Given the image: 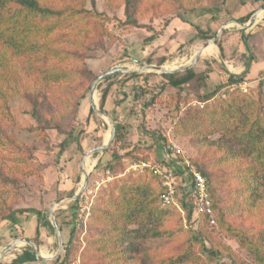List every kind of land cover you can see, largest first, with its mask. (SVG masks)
Returning a JSON list of instances; mask_svg holds the SVG:
<instances>
[{
  "label": "rangeland",
  "instance_id": "obj_1",
  "mask_svg": "<svg viewBox=\"0 0 264 264\" xmlns=\"http://www.w3.org/2000/svg\"><path fill=\"white\" fill-rule=\"evenodd\" d=\"M173 1L139 0L135 11L129 15L130 9L127 8L124 0H78L76 15L73 16L69 24L65 25V29L55 31L53 35L45 36L43 29L40 28L35 34L36 38L45 41L46 46L49 45L50 49L55 51L56 46L65 45L67 52V57L63 56V62H60L58 57L55 60L50 58L47 63H43L40 68L48 70V72L40 74L39 77L32 78V75L38 73L36 63H40L39 60L42 54L38 52L42 46L38 41L35 42V35L28 42L30 45L28 49L16 47L17 54L12 46L6 42V37L0 36L2 55L18 57L23 61L24 68L30 67L31 72L30 79H24L22 83L18 84V92L10 94V100L8 101L10 119L6 118L4 125L0 126V134L6 137V139L0 137V168L3 175L10 178L8 184H5V186L0 185V223L7 216L14 217V221L11 222L13 219H8L5 228L0 229V256L2 255L0 264H10L24 249L30 250L29 247L34 252V246L25 243L22 239L32 242L38 240L40 242L39 245L35 243L39 250V260L37 259L35 264H60L63 259V244L68 239L69 227L66 224L67 222L74 223L76 227L72 241L74 253L69 264H81L80 254L89 233L96 198L107 194L112 183L120 178L126 176L140 177V183L143 182V185H146L152 176L150 173H138L131 170L130 166L136 164L137 161L129 157L123 158L114 171L108 169L103 172L101 170L93 171V166L98 163L99 159L102 160L103 164L108 160L107 156L102 153L104 150L99 151L98 148L105 142L106 135H110V120L112 121V119L107 113L106 115L110 120L96 112V110L100 111L101 93L108 84H115L113 89L115 88L116 91L112 92V100L115 103L122 102L125 94H128L129 89L135 82L130 81L124 85L122 83L124 81L123 76L136 71H138L136 74L140 75L149 74L151 73L149 65L163 67L174 63L175 69H183L191 65L196 52L210 42L213 46L212 53L209 55L199 54L200 59L193 67L196 74H204L206 71L209 79H204L203 85L202 82L198 83L193 80L182 87L187 96L186 104L201 107L203 103L195 101L198 93L211 92L215 87L225 85L228 83L229 72L236 75L241 63L247 62L249 53L243 48L240 37V32H243L247 37L252 54L256 55V61L260 66H257L259 67V73L254 74L251 78L246 75L247 82H243L236 87L243 95L248 97L245 100V104L248 105V115L250 116L255 112L252 104L253 99H255L253 89L261 84V92H264V8L259 9L261 2H255L254 0H182L183 6L195 9L203 8L202 14L193 21V25L202 29L210 37V39L203 41L195 37L193 26L183 24L175 18L177 14L184 13V8L179 3H173ZM251 12L253 14L250 18L253 15L258 16L259 12L263 14L256 17L255 24L251 28L243 31L239 24L246 25L249 20L245 23H238L236 20ZM131 16L136 17L139 27L133 25ZM185 17L187 16L185 15ZM164 24L167 27L164 35L152 44H145L148 34L145 27H155L159 30ZM221 27H224V30L213 41L212 39ZM23 36H25V33ZM53 38L54 41H52ZM218 42L223 47V54L219 52ZM140 47H143L141 58H136L132 54L125 56V51L130 54L133 49L137 50ZM0 57L2 56L0 55ZM149 61L151 63H148ZM206 62L210 65L209 70H205ZM159 63L162 64L159 65ZM83 68H88L98 79L92 91L91 102L88 96L90 87L96 79L87 88L84 78H80L79 74H74L77 69L82 70ZM112 69L122 70L106 76L113 75L109 81H104V78L100 79V76ZM124 71L129 73H124ZM42 78L44 79L42 80ZM154 80L156 79L151 78L147 83L159 86V82ZM138 83L144 86L141 78L138 79ZM33 86L37 91L40 87V93L45 98L43 108L40 109L43 113L42 116L52 118V123L59 120L63 132L58 133L54 128L44 129L42 122L35 121L32 118L28 102L21 94L27 88ZM151 87H148L149 94H151ZM251 88L252 91L249 90ZM232 90L233 87L227 86L221 93L225 94L226 91ZM149 94H147L146 99L150 98ZM94 96L96 97L95 102ZM164 100L165 97H160V101ZM124 104L121 105V108ZM108 107L110 109V105ZM180 107L182 108L183 105H180ZM91 108L92 112H90ZM128 109H132L133 115L130 117L127 109L126 111L123 110L122 113L120 107L116 109L118 111L117 122L127 123L125 125L128 128L126 141L130 148L127 151L136 153L138 145L147 148L153 147L152 150L148 149L149 151L145 152L147 161L167 168L172 171L173 176L176 175L173 180V202L170 205L159 204V202L156 204L159 210L164 213L165 219L171 220L170 218H172L174 224H163L161 229L164 230H160V232L154 229L153 223L161 222L156 217H153L151 221L143 222L141 225L138 223L132 225L131 230L140 225L139 235L137 239L129 238L128 241L127 236L122 247L136 248L132 254L126 252L129 259L128 263H132L137 258H144L145 264H167L168 257L175 258V255L182 251L183 232L185 229L194 228L191 222L200 213L199 207L194 204L195 198L191 195L190 199L193 203L194 212L191 222L188 224L184 211L178 202L182 200L181 192L178 191L177 196L174 198L175 189L181 187L187 192L190 184L187 179L189 173L178 159L196 158L198 149L204 153L206 144L194 143L189 138L174 133V122L171 117H167L165 110L156 107L153 110L145 111L143 115L138 106H133V108L128 106ZM179 113L181 116L182 112ZM1 115L3 113L0 108ZM143 122L148 127L152 124L163 127V133L168 142L163 144L157 134H147L142 130ZM70 129L73 132L68 138L66 133L71 131ZM96 137H101L100 145L97 144ZM64 139H67V142L61 147V142ZM209 139L213 140L215 137ZM143 142H145V145L142 144ZM172 145L180 148L183 154L177 156L169 152ZM127 151H124L122 155H125ZM137 156L140 157L141 154L138 153ZM188 161L186 165L190 166ZM190 171L195 170L192 168ZM106 172L109 173L107 181ZM83 173H89L87 184L78 198L77 209L75 210L76 216L71 219L73 201L64 199L58 202V200L68 197L67 192L70 190H73L74 193L78 191ZM102 179L104 182L95 184L97 180ZM262 198L263 196L259 197V200ZM52 205H54L52 211L56 226L58 227L61 224L62 227L60 232L62 247L60 250L57 232L50 215ZM259 205L263 208V201ZM31 209L40 211L44 221L30 212ZM249 211L248 207L243 210H231L230 223L240 233L236 239H222L223 244L229 250L228 256H223L218 264H258L249 250L242 247L245 241L242 240L240 230H244L245 235L252 237L250 231L253 234L261 231L264 228V221L263 217H260L257 222L258 225L253 227L254 224L249 216ZM142 217L140 219L144 221ZM212 220L214 224L211 223ZM46 221L50 222L51 226L47 225ZM210 225H215L213 218L210 220ZM37 227L38 235L35 233ZM256 236L258 235L256 234ZM259 238V242H264V236ZM173 239L177 240L174 241ZM131 240H134V242ZM11 243L10 249L5 250ZM173 249L175 250L173 251ZM40 251L46 256H41ZM193 251L198 250L192 246L189 252ZM191 256L188 258L186 254H182L177 262L188 264ZM40 257L47 259L42 260ZM160 259H162V262Z\"/></svg>",
  "mask_w": 264,
  "mask_h": 264
},
{
  "label": "trees",
  "instance_id": "obj_2",
  "mask_svg": "<svg viewBox=\"0 0 264 264\" xmlns=\"http://www.w3.org/2000/svg\"><path fill=\"white\" fill-rule=\"evenodd\" d=\"M124 1L127 8L130 9L129 15H131L135 11L139 0ZM254 1L261 2L259 9L264 8V0ZM77 2L78 0H0V36L6 37V42L12 46L15 53L17 52L16 47L28 49L30 47L28 42L32 40V36L38 32V29H43L45 36L53 35V32L65 29V25L69 24L73 16L76 15ZM173 3H179L184 8V13L181 15L177 14L175 18L179 19L183 24L193 26L197 39L203 41L210 39L202 29L193 25V21L204 11L203 8L195 9L183 6L182 0H174ZM251 14L253 13L246 14L236 21L245 23L249 20ZM131 17L133 25L139 27L136 17ZM145 28L148 33L145 44H152V42L164 35L167 27L164 24L159 30L149 26ZM24 33L25 36H23ZM240 35L241 42L249 53L248 59L251 62L256 61V55L252 54L246 35L243 32H240ZM24 37H29L27 38L28 41ZM35 39V42L38 41L42 46L38 50L42 54L39 60L40 63H36V71L38 73L37 75H32V78L48 72V70L41 69L40 66L43 63H47L50 58L55 60L59 57V61L63 62V56L67 57L65 45L56 46L54 51L50 49L49 45L46 46L45 41L37 39L36 35ZM47 41L49 40L47 39ZM52 41H54V38ZM217 46L219 52L223 54L222 45L218 42ZM142 53L143 47H140L137 50L133 49L130 54L125 51V56L132 54L136 58H141ZM0 55L2 56L0 57V108L3 113L0 116L1 126L4 125L6 118L10 119L8 106L10 94L18 92V84L22 83L24 79H30L31 72L30 67L24 68L23 61L18 57L9 55L6 57L4 54L2 55L1 49ZM148 63L151 62L149 61ZM161 64L159 63V65ZM209 69L210 65L206 62L205 70ZM77 70L74 74H79L80 78H84L87 88L97 78L88 68ZM248 70L249 61L241 74H229L228 83L225 85H219L211 92L198 93L195 101L202 102L203 105L201 107L199 105H187L185 102L187 96L182 90L185 84L193 80L198 83L202 82L203 85L204 79H209L206 71L204 74H196L193 68L183 73L160 74L159 76L155 73L145 75L130 73L123 76L124 81L122 83L124 85L130 81H135L136 84L134 82L128 94H125L123 101L119 103H115L111 98L112 92L116 91L115 88L113 89L115 84H108L101 93L99 109L101 112L107 113L112 121L115 122V136L110 146L102 152L103 155L107 156L108 160L103 164L102 160L99 159L93 171L101 170L103 172L107 169L114 171L122 162V159L126 157L137 162L147 161L145 152L149 151L148 149H153V147L147 148L138 145L136 153L127 151L130 149L126 141L128 128L125 125L127 123L117 122V107H120L121 113L127 109L129 117L133 113L132 109H128V106H131V108L138 106L143 115L145 111L153 110L156 107L160 110H165L167 117H171L174 122V133L189 138L194 143L206 144L204 153L198 149L196 158L186 157L178 159L189 173L187 179L190 184L187 192L181 187L175 189L174 198L177 196L178 191L181 192L182 200L178 202L184 211L186 221L190 224L194 212L193 203L190 199V189L193 185V175L190 169L193 168L206 181L207 192L212 203V215L199 213L196 219L191 222L194 228L185 229L183 232V249L179 253L181 255H175V258L168 257L167 264H182L177 262V259L182 254H186L188 258L192 255L188 264H218V261L223 256H228L229 248L223 244L222 239H236L240 233L230 223L231 210H243L248 207L250 210L249 216L254 224L253 227L258 225L257 222L260 217H263L264 221V207L262 208L259 205L262 201L264 203V92H261V84H258L256 89H253L255 99H253L252 104L255 112L249 116L248 105L245 104V100L248 97L243 95L236 87L243 82H247L246 74ZM111 77L113 75L104 78V81H109ZM140 78L144 82V86L138 83ZM151 78L156 79L154 81L159 82L160 85L156 86L147 83ZM25 86L27 87L28 85L26 84ZM150 86H152L151 94L148 92V87ZM227 86L233 87V90L222 94V90ZM33 87L23 90L24 93H22L23 91L21 92L22 97L28 102L32 118L35 121L42 122L44 129L54 128L58 133L63 132L60 128L59 120L56 123H52V118L42 116L43 113H41L40 109L43 108L45 98L40 93V87L38 91ZM249 90L252 91V88ZM147 94L150 96L149 99H146ZM160 97H165V100L160 101ZM123 104L124 106L121 108ZM108 105H110V109L109 107L107 108ZM180 105H183V107L181 108ZM180 111L182 112L181 116L179 115ZM90 112H92V108ZM163 129V127H157L153 124L149 127L144 122L142 124V130L147 132V134H157L163 144H166L168 140L163 133ZM70 130L66 133L68 138L73 132L72 129ZM4 136L0 134V137L3 138ZM213 136L215 139L210 140L209 138ZM4 138L6 139V137ZM96 138L97 144L100 145L101 137ZM66 142L67 139H64L60 146L62 147ZM142 144L145 145V142ZM124 151H127V153L122 155ZM138 153L141 154L140 157L137 156ZM187 161L190 162V166L186 165ZM163 162L165 163V161ZM163 162L161 163L164 164ZM179 172L181 173V171ZM9 180L10 178L5 177L0 168V185L5 186ZM140 180V177L132 178L126 176L120 178L112 183L107 194L96 198L89 233L86 236L85 245L80 254L81 264H145L144 258H137L132 263H128L129 259L126 252L128 251L132 254L136 248L122 247L127 236V241L129 238L137 239L140 225L148 220L151 221L153 217L161 221L157 224L151 222L154 225V229L158 232L164 230L161 229L163 224H174L172 218H170L171 220L165 219L164 213L156 206L157 202L161 204L160 195L165 191L161 178L152 175L146 185H143V182L140 183ZM67 193L68 196H71L74 191L70 190ZM261 196H263L262 201L259 200ZM77 202L78 199L72 203L71 209L73 212L71 213V219L76 216ZM30 212L34 213L38 219L43 217L41 212L35 209H31ZM141 216H143L144 221H141ZM212 218L215 220V225H210ZM8 219H13L11 221H14V217L7 216L2 219L0 226L5 224ZM45 223L51 226L50 222L46 221ZM137 223L140 225L135 226V229L131 230L130 227ZM66 224L69 227V233L66 243L63 244V259L60 264L65 262V264H69L74 253L72 241L76 227L71 222ZM58 227L61 232V224ZM240 231L242 240L245 241L242 247L249 250L258 264H264V242H259V237L264 236V228L255 234L250 231L252 237L245 235L244 230ZM35 233L38 235V227L35 229ZM255 239L257 240L255 241ZM173 240L176 241L177 239ZM131 241L134 242V240ZM35 243L39 245L40 242L36 240ZM186 245L187 247H185ZM192 246L196 247L198 251L190 253L189 250ZM29 248L30 250H23L11 264L36 262L38 258L35 257L33 250L31 251V247ZM160 261L162 262V259Z\"/></svg>",
  "mask_w": 264,
  "mask_h": 264
},
{
  "label": "built area",
  "instance_id": "obj_3",
  "mask_svg": "<svg viewBox=\"0 0 264 264\" xmlns=\"http://www.w3.org/2000/svg\"><path fill=\"white\" fill-rule=\"evenodd\" d=\"M169 152L172 154H176L177 156H180L183 154L182 150L175 145H172L169 148ZM130 169L138 172V173H150L154 176H158L161 178L163 187L165 188L164 193L160 195V200L161 203L164 205H170L173 202L172 196L174 194L173 191V180L174 176L172 175V171L163 168L159 165L153 164L148 161H140L137 162L136 164H133L130 166ZM106 181L109 179V173L106 172ZM193 175V185L190 189L191 195L195 198V205L198 206L200 213H205L210 215L212 210H211V199L209 197V194L207 192L206 188V181L204 177L196 172L192 171ZM100 182H104V180L96 181L95 184H100ZM195 206V207H196ZM211 223L214 224V221L212 220Z\"/></svg>",
  "mask_w": 264,
  "mask_h": 264
},
{
  "label": "water",
  "instance_id": "obj_4",
  "mask_svg": "<svg viewBox=\"0 0 264 264\" xmlns=\"http://www.w3.org/2000/svg\"><path fill=\"white\" fill-rule=\"evenodd\" d=\"M256 17H257L256 15H253V16L249 19V21H248V23H247L246 25L239 24V25L241 26V30L245 31V30L251 28V27L255 24ZM223 30H224V27H221L220 30L218 31V33L215 35V37H214L212 40L214 41L216 38H218V36L222 33ZM212 40H211V42H212ZM209 43H210V42H208L207 44H209ZM199 59H200V55L198 54V52H196L195 57H194V61L191 63V65H189V66H187V67H185V68H183V69L166 70V69H163L162 67H158V66H150V65H149L148 67H149L151 73H158V74L183 73V72H185V71H187V70H189V69H192V68L195 66V64L199 61ZM121 70H122V69H112V70L108 71L107 73H105L104 75L100 76V79H103V78H105L106 76H108V75H110V74H112V73L120 72ZM124 73H129V72H128V71H124ZM132 73H138V71H136V72H132ZM97 81H98V79H96V80L92 83V85H91V87H90V93H89V96H88V99H89L90 102H91V97H92V91H93V88L95 87ZM96 112H97L98 114L104 115V116L106 117V119L110 120V119L108 118V116L106 115V113H101L99 110H96ZM110 122H111V128H110V135H109V138H108V140H107L106 142H104V143L98 148L99 151H103V150H105V149L109 146V144L111 143V141H112L113 138H114V135H115V124H114V122L111 121V120H110ZM91 153H92V152H91ZM93 167H94V166H93ZM93 167H92V168H93ZM88 175H89V173H83V177H82V179H81V185H80V187H79V189H78V191H77L76 193H74V194L71 195V196L61 198L60 200H58V202H60L61 200H64V199H70V200H72V201L78 199L79 196L82 194V192L84 191V189H85V187H86L87 180H88ZM53 207H54V205L51 206L50 215H51V218H52V222H53V224H54V228L56 229V232H57V236H58V240H59V250H60V248L62 247V237H61V234H60V230H59V228L56 226V222H55L54 215H53V211H52ZM22 241H24L25 243H30V244L32 243V242H30V241H28V240H22ZM11 245H12V243L9 244L8 247H7L5 250L10 249ZM32 245L35 247V249H36V257H38V256H39V250H38V247H37L35 244H33V243H32ZM1 259H2V255L0 256V260H1ZM40 259H42V260H46L47 258L40 257ZM48 260H49V259H48Z\"/></svg>",
  "mask_w": 264,
  "mask_h": 264
},
{
  "label": "crops",
  "instance_id": "obj_5",
  "mask_svg": "<svg viewBox=\"0 0 264 264\" xmlns=\"http://www.w3.org/2000/svg\"><path fill=\"white\" fill-rule=\"evenodd\" d=\"M243 48L246 50V48L244 47V45H243ZM246 52H247V50H246ZM249 61V70H248V72H247V77L248 78H251V77H253L254 76V74H256V73H259V71H258V68L259 67H257V66H260L259 65V63H258V61H256V63H255V61H252L251 62V60H247V62ZM247 62H244V63H241V65L239 66V69H238V73H236V75H239V74H241L244 70H245V66H246V63ZM198 63V62H197ZM196 65V64H195ZM212 69V68H211ZM229 74L230 75H235L234 73L232 74V73H230L229 72ZM95 167V166H94ZM12 222V221H11ZM5 225H7V222L5 223V224H3L1 227H0V229L1 228H5ZM7 227V226H6ZM22 240H25V239H22ZM28 241H30V240H28ZM30 242H32V241H30ZM33 244H35V241H33L32 242ZM31 243V244H32ZM36 245V244H35ZM12 246V245H11ZM29 246H30V244H29ZM25 250V249H24ZM22 253V252H21ZM34 255H35V257H36V249H35V247H34ZM38 258V257H37ZM38 260H39V258H38ZM12 263V262H11ZM10 263V264H11ZM4 264H8V263H4ZM26 264H35V262H32V263H26Z\"/></svg>",
  "mask_w": 264,
  "mask_h": 264
},
{
  "label": "bare ground",
  "instance_id": "obj_6",
  "mask_svg": "<svg viewBox=\"0 0 264 264\" xmlns=\"http://www.w3.org/2000/svg\"><path fill=\"white\" fill-rule=\"evenodd\" d=\"M263 13L262 12H259L257 15V17H259V16H261ZM259 21V20H258ZM201 48V47H200ZM212 51H213V46H212V44H207L206 46H204L203 48H201V49H199L197 52H198V54H201V53H204V54H206V55H209V54H211L212 53ZM163 69H166V70H168V69H170V70H173V69H175L176 68V66H174V63H172L171 65H169V64H167V65H165V66H163L162 67ZM95 91V90H94ZM96 101V97L94 96V102ZM96 106V105H95ZM106 118V117H105ZM108 137H109V134H107L106 135V137H105V142L107 141V139H108ZM87 162H89V161H87ZM87 164H89V163H87ZM87 170V169H86ZM88 170H89V168H88ZM19 247V246H18ZM12 255V254H11ZM40 255L41 256H46L42 251H40Z\"/></svg>",
  "mask_w": 264,
  "mask_h": 264
}]
</instances>
